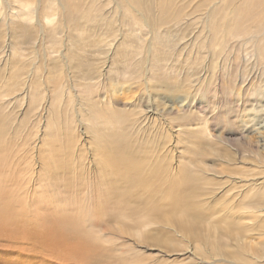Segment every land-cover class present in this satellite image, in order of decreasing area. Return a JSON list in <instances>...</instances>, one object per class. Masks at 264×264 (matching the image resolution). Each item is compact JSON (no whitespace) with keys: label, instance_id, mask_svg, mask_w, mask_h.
<instances>
[{"label":"rangeland","instance_id":"obj_1","mask_svg":"<svg viewBox=\"0 0 264 264\" xmlns=\"http://www.w3.org/2000/svg\"><path fill=\"white\" fill-rule=\"evenodd\" d=\"M227 2L0 0V264H264L223 250L264 216V0Z\"/></svg>","mask_w":264,"mask_h":264},{"label":"bare ground","instance_id":"obj_2","mask_svg":"<svg viewBox=\"0 0 264 264\" xmlns=\"http://www.w3.org/2000/svg\"><path fill=\"white\" fill-rule=\"evenodd\" d=\"M258 2H259V0H228L227 5L224 6V8L220 9L221 11H224V10L227 11L222 18L224 21H221V23H220V28L222 29V31L226 32L228 35H234L237 32H239L240 31L239 24H241L243 22V20L247 21L248 19L255 18L252 16H253V14L256 16V13H257L256 8H258ZM174 7H175V4H172V6L170 4H168L166 7L165 14H173V18L175 17V19L178 22V15H177V13L174 14V9H173ZM186 10H187V7H186L185 11ZM230 12L233 13L234 15L232 16V18L227 20V15ZM245 16L250 17V18H247ZM243 28H244V25L242 26V29ZM249 42H250V40H249ZM262 54H264V48L262 50ZM251 92L253 95L256 96V98H257L256 101L257 100L262 101L261 97H264V93H261V89L259 87L255 86V84H253V89ZM255 184L256 185L252 184V186L248 190L251 191L253 195L257 196V194L258 195L261 194L260 197L264 198V182L261 180V182H255ZM247 188H249V187H247ZM249 194H251V193H249ZM261 204L262 203L259 204L260 207H262ZM260 207L255 208L256 213H259V211H257V209H261V212L264 211V208L262 209ZM263 217H258L260 223H262L260 228L256 227L255 225L250 226L249 224H244L245 223L244 218H242V219L236 218L238 220V222H236V223L231 222L233 224L234 223L238 224L239 228L237 230V233H235V234L229 233L228 234V240L230 242V245H228L227 247H224V249H223L224 252H227L225 249H229V248L231 249L232 248L235 251L236 256L238 253L241 256L246 255V253L243 252V248H244L245 242H246L245 236L248 234H252V235L254 234V235L260 236V237L264 236V219H263ZM225 221H227V217H226ZM251 258L264 262V250L261 249V251L258 254L251 256Z\"/></svg>","mask_w":264,"mask_h":264}]
</instances>
